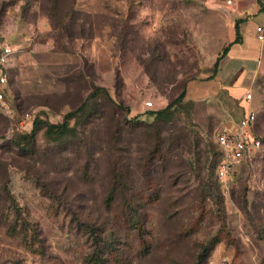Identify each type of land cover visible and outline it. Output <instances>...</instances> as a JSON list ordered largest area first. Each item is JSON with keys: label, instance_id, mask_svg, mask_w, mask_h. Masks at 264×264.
Wrapping results in <instances>:
<instances>
[{"label": "rangeland", "instance_id": "rangeland-1", "mask_svg": "<svg viewBox=\"0 0 264 264\" xmlns=\"http://www.w3.org/2000/svg\"><path fill=\"white\" fill-rule=\"evenodd\" d=\"M226 1L0 0V45L14 50L0 109V264H193L205 252V264H264V147L226 188L215 136L233 129L227 115L185 95L155 122L190 82L214 75L230 39ZM41 46L69 63L14 68ZM93 86L108 96L65 138H46L44 124L63 123ZM251 94L264 139V76Z\"/></svg>", "mask_w": 264, "mask_h": 264}, {"label": "crops", "instance_id": "crops-1", "mask_svg": "<svg viewBox=\"0 0 264 264\" xmlns=\"http://www.w3.org/2000/svg\"><path fill=\"white\" fill-rule=\"evenodd\" d=\"M224 9L231 24L229 44L236 39L235 22L241 20L237 25L239 43L228 47L211 79L188 84L186 98L193 102L206 101L216 105L222 117L227 115L234 128L245 112L252 108L251 103L244 101L245 94L251 92L256 81L264 76V45L257 40L255 33L257 26H264V0H234L231 5L224 6ZM69 59L64 53L41 46L32 48L29 53L12 62L14 68L22 67L28 62L58 66L68 64ZM223 124L225 126L224 122Z\"/></svg>", "mask_w": 264, "mask_h": 264}, {"label": "built area", "instance_id": "built-area-1", "mask_svg": "<svg viewBox=\"0 0 264 264\" xmlns=\"http://www.w3.org/2000/svg\"><path fill=\"white\" fill-rule=\"evenodd\" d=\"M233 2L234 0H227L226 4L231 5ZM255 33L257 40L264 45V26H257ZM13 54L12 47L6 44L0 45V107L2 109L8 105V69ZM244 101L248 104L251 103L252 94L250 91L245 94ZM147 106L152 107V104L148 103ZM255 122L256 113L248 109L233 129L222 127L216 133L215 142L220 151V159L215 174L219 184L226 188L231 182L235 170L242 164L251 162L261 151V141L254 136L252 131Z\"/></svg>", "mask_w": 264, "mask_h": 264}, {"label": "trees", "instance_id": "trees-1", "mask_svg": "<svg viewBox=\"0 0 264 264\" xmlns=\"http://www.w3.org/2000/svg\"><path fill=\"white\" fill-rule=\"evenodd\" d=\"M240 22H241V20H238V21L235 22L234 28H235V31H236V39H235V41L233 43H230L223 50L222 55L218 58V60L215 63L214 73L217 71V67H218L219 60L227 53L228 47L231 46L234 43H239V38H238L239 31H238L237 25ZM65 54L70 58V56L67 53H65ZM256 86H257V81L255 83V87ZM99 93H103V94H105V96H108V93H107L106 89H104L101 86H93V90L89 94V96L87 97L86 101L75 112H70V113L66 114L64 116V122L63 123H61V124L45 123L44 126H43L45 128V137L48 138V139H50V140L51 139L52 140L53 139L60 140V139L65 138V136L71 130L69 128V121L72 120V119H75V117H76V115L78 113H81V112L85 111V109L87 108L89 102L91 100L97 98V95ZM185 95H186V93L183 92L177 98V100L175 101L174 104H170L165 109H163L161 111L155 112L154 113V115H155V122L159 123V122H163L165 120L172 119L173 116H174V111H172V108L174 106H177L185 98ZM7 99H8V96H7ZM0 109H2V108L0 107ZM256 123H257V119H256V122H255L253 128H252V131H253L254 136L255 137H258L255 134V126H256ZM43 127L42 126H38L37 125V122H35L34 125H33V129L31 131V133L27 137H25V138L28 139L29 142H34L37 132L40 129H42ZM259 139L261 141L262 148H261V151L258 153V155L254 159H256L261 154L262 149L264 147V139L263 138H259ZM217 157H218V161H217V164H218L219 159H220V151L219 150H218V153H217ZM246 164H248V163L242 164L241 166L246 165ZM114 182H116V184L119 186V188H122L121 189L122 190L121 195L123 197V200L122 201L129 208V210H130V219H129V222L131 223L132 226H134V229L137 230V232L141 235L143 229H142V225H141V222H140V218L137 215L136 206L133 204V202L131 201V199L126 196V194H125V183L123 182V178L121 177V175L118 172H116L115 175H114ZM205 253H203V255H201L193 264H205V261H206L205 260V258H206V256H205L206 254ZM88 262H90L92 264H103L102 263V259H101L100 256H97L95 258L90 257V259H88Z\"/></svg>", "mask_w": 264, "mask_h": 264}]
</instances>
